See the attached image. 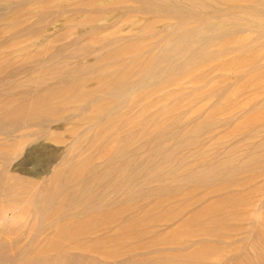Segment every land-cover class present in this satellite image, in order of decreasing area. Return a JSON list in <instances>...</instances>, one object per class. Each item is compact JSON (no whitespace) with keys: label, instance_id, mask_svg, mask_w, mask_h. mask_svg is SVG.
Here are the masks:
<instances>
[{"label":"rangeland","instance_id":"rangeland-1","mask_svg":"<svg viewBox=\"0 0 264 264\" xmlns=\"http://www.w3.org/2000/svg\"><path fill=\"white\" fill-rule=\"evenodd\" d=\"M151 2L0 0V264H264V56Z\"/></svg>","mask_w":264,"mask_h":264},{"label":"bare ground","instance_id":"bare-ground-1","mask_svg":"<svg viewBox=\"0 0 264 264\" xmlns=\"http://www.w3.org/2000/svg\"><path fill=\"white\" fill-rule=\"evenodd\" d=\"M179 2H181L182 4H186L187 5L186 8H184L181 5V3L159 5V3H156L155 0H153V2H151V4L149 3L150 4L149 8H158L162 11L164 10L166 12V14L167 13H170V14L176 13L177 15L184 16L185 18H191V17L206 16V6L212 2L219 3V5L221 6L220 10L219 11L218 10H215V11L212 10L211 11V14H212L211 18L212 19L210 21L212 22L215 19H217L218 17H220L221 19L219 22L208 25V29H207L211 34H215V33H217V34H215V36H213L209 33V35L207 36L208 37L207 41L208 40L213 41L216 38V35H220V33L223 34L224 37L227 36V34H230L231 31H229V29H228L229 26H226V25H229L232 20H235V25H238L239 27H243V28L244 27L248 28L254 34V36L252 38L247 37V38L241 39L240 42L238 43L239 45L235 47V50L237 52H240L243 50V48L245 46H250L254 50H257L258 52H262V54L264 56V9L260 8V5L264 6V0H179ZM199 12L202 14H199ZM226 12H228V14H225ZM217 14H221V15H217ZM173 35H175L174 38H173ZM166 38H169V40L167 39V42L161 48L163 51V53H162V59L163 60H166L165 58L168 56L178 55V52H179V49H181V46L187 47L188 51L190 49L193 51V48L191 46L187 45V39H190V37L187 35V33H183L181 31L174 30V31H172V33L168 34L161 41L166 40ZM151 64H153V65H151V67L153 68L154 60H151ZM248 68H254V66L252 65L251 67H248ZM122 78L123 77L120 75H115L114 78L112 77L110 79L104 80L102 82V84L107 89H112L114 91H115L116 87L123 85L121 90L124 93V92H126L127 88H133L135 81H131V82H127V83H121ZM257 80H260V77L254 76L253 81L256 82ZM130 91H132V90H130ZM127 93H128V91H127ZM63 95H64L63 98L66 100H68L69 97L71 96L70 91H66V92L64 91ZM224 98H225V95H224ZM62 102H63V100H62ZM263 132H264V127L260 128L257 131V135H259L260 133H263ZM183 135H184V133H183ZM234 165L235 164H232L228 159L224 160V162H221V163L209 164L203 171H201L200 176L201 175H203V176H206V175L220 176L222 179H224L226 181V179L229 178L230 173H233V170L236 169V165L235 166ZM199 229L201 231H203L204 229H206V226L200 224ZM185 251H187V250H185ZM200 254H202V253H200ZM193 257L196 258L198 256H196V257L193 256ZM202 257H204V255ZM190 258L192 259V257H190ZM190 258H187V261ZM199 258H201V256H199Z\"/></svg>","mask_w":264,"mask_h":264}]
</instances>
